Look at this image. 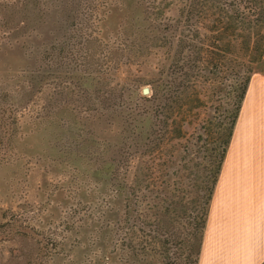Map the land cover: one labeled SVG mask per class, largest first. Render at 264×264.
<instances>
[{
  "label": "rangeland",
  "instance_id": "rangeland-1",
  "mask_svg": "<svg viewBox=\"0 0 264 264\" xmlns=\"http://www.w3.org/2000/svg\"><path fill=\"white\" fill-rule=\"evenodd\" d=\"M198 1L0 0V264H193L218 130L235 76H247L239 61L256 54L243 48L244 25L225 34L223 43L236 37L228 70L197 78L200 108L168 110L166 133L150 134L140 159L133 145L138 113L151 109L145 84L167 71L178 41L212 36L192 20ZM249 65L247 91L264 88V42ZM246 140L234 146L240 164Z\"/></svg>",
  "mask_w": 264,
  "mask_h": 264
},
{
  "label": "trees",
  "instance_id": "trees-1",
  "mask_svg": "<svg viewBox=\"0 0 264 264\" xmlns=\"http://www.w3.org/2000/svg\"><path fill=\"white\" fill-rule=\"evenodd\" d=\"M198 2V10L197 8L194 9V5L192 7L195 10L191 15L192 20H194V23L197 19L209 23L203 29L206 33L212 34V36L210 39L201 40L200 44L191 43L185 39L178 41L176 54L166 58L165 68L167 71H159L152 76L151 81L145 84L152 86L151 95L150 97L144 96L141 99L151 103V109L138 113V119H136L134 127L136 134L133 145L135 147L134 154L140 159L142 154L140 150H142V147L146 148L148 146L149 135L152 134V136H155L154 139L157 140L158 138L160 140L162 133H166L168 123L165 116L168 110L170 114H173L174 110H176V113L182 114L188 105L189 107L193 106L194 109L200 108V92L196 89L198 87L197 78L206 72L211 76H217L218 74H224L225 70H228V68L225 69L228 62L227 55H232L233 52V56H235L236 37L232 41L223 43L227 40L225 34L230 29L236 32L240 24L244 25L249 34L245 36L243 48L247 52L250 49L251 52H256V54H253V60H248L247 63L239 61L238 68L241 67L239 69L242 70L243 66L247 67L243 71L247 76L244 79H239L237 75L235 76V85L237 86L232 92L234 94L233 106L227 111L229 116H226V123L222 124L218 130L220 136L212 156V168L209 169L204 181L205 187L202 189L200 203L195 208L194 230L192 235L190 234L193 241L192 247H195L194 251H192L193 264H197L200 255L209 203L250 81L248 74L252 72L249 71L251 69L249 64L255 65L262 60L264 42L263 34L258 26V24L264 23V0H199ZM224 24H227L228 27H222ZM175 30V27H173V30L171 29L170 37H173ZM221 30H224L225 33H220ZM172 42L169 44L171 45ZM174 46L175 42L172 43V47ZM183 52L191 54L183 55ZM218 79V91H225L226 82L221 81V78ZM238 81H240L239 84H237ZM191 101L194 102L193 105L185 103ZM172 123L177 126L175 120ZM212 133L214 138V132ZM127 190V183L121 181L118 185V194L123 195L124 209L130 206V203L128 204Z\"/></svg>",
  "mask_w": 264,
  "mask_h": 264
},
{
  "label": "crops",
  "instance_id": "crops-1",
  "mask_svg": "<svg viewBox=\"0 0 264 264\" xmlns=\"http://www.w3.org/2000/svg\"><path fill=\"white\" fill-rule=\"evenodd\" d=\"M257 86L248 90L250 95L246 90L245 97L250 98L247 106L246 99L242 101L241 117L230 140L231 149L226 151L209 203L197 264L263 262L264 88ZM237 131H242L247 140H240ZM244 140L248 144L244 156L247 163L240 164L233 150L236 143Z\"/></svg>",
  "mask_w": 264,
  "mask_h": 264
},
{
  "label": "water",
  "instance_id": "water-1",
  "mask_svg": "<svg viewBox=\"0 0 264 264\" xmlns=\"http://www.w3.org/2000/svg\"><path fill=\"white\" fill-rule=\"evenodd\" d=\"M142 93H143V95H148L149 94V88H143Z\"/></svg>",
  "mask_w": 264,
  "mask_h": 264
}]
</instances>
